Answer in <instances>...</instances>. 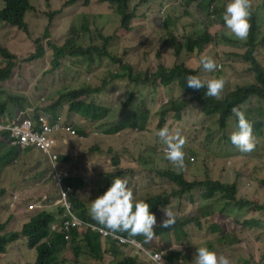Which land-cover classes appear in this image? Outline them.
<instances>
[{
    "label": "trees",
    "instance_id": "trees-1",
    "mask_svg": "<svg viewBox=\"0 0 264 264\" xmlns=\"http://www.w3.org/2000/svg\"><path fill=\"white\" fill-rule=\"evenodd\" d=\"M33 0H0V23H5L11 27H15L18 30L27 33L26 14L29 11L36 10ZM44 7L48 9L47 12H43L47 16L46 27L54 34L53 24L57 16H61V36H69L68 38H62L63 43L57 45L54 41L49 40L47 42L48 53L51 55L50 63L53 69L58 68L60 62L65 59L75 58L76 61H72L71 64L84 61L85 68L92 69L94 60H102L104 58H110L113 62H117L118 59L113 58V55L108 50L107 46L110 45L114 38H118L116 43L121 44V41L127 36L123 35L134 29L132 24L136 17V10L139 6L146 4L149 0L131 1V0H97V4L100 5L103 12L109 11L111 16L114 17L115 27L111 29L114 21L111 19L103 20L98 14L93 16V21H87V16L82 14L81 11H85L91 8L89 0H42ZM206 1L208 7H212V13L217 15L216 3L218 0H201L203 3ZM228 0H225V5ZM251 2V17H250V30L246 40L243 42V52L237 55L243 63L246 64L248 69L253 73L255 83L247 84L234 88L233 90L224 89L220 96L208 97L205 96V89L194 90L186 85L185 77L189 74L196 75V70L188 68L183 63L175 64V66L166 72L162 67H158L157 71L153 74L152 80L159 82L163 86H170L172 83L176 84L179 90V96L171 100L168 104H165L160 108L158 112L157 129L164 127L166 118L177 120L180 122L181 116L185 114L197 115L200 117L197 121L189 124L185 127L189 131L204 132L206 139L210 137L211 128L204 124V120L216 119V123L220 129H224L227 125L229 118L235 117L232 112L233 107H238L243 111L253 124V137L255 142V148L249 153H241L236 148L234 153L242 155L239 159V163L247 161L245 167L238 168V178L230 185L229 182H221L219 179L207 178L202 180H188L185 175V168H190L194 165L196 153L187 155V141L184 145V167L179 169L175 167L164 157V165L157 166L154 163L153 156L147 155L141 156V153L146 150V137L143 134L145 123L148 122L146 113L140 112L137 108H128L126 111H122L119 121L112 123L108 128L105 123H101L103 117L107 115V108L99 106L95 103H85L81 98L92 94L99 93L102 90V86L95 89L90 86H71L70 89L58 95V101L53 105H44V107H35L30 115H23L21 119L29 118L34 124L40 123V117L46 116L50 122L59 120L56 116V110L60 106L59 102L64 101L68 105V110L77 114L83 120L88 119L97 123V128L101 130L103 134L110 135L120 133L127 129L128 131L136 130L134 132L135 140L138 142V149L136 151V157H127L122 160L118 158H107L101 155V150L97 146H93L89 153L84 152L83 155L71 156V153L64 152L60 149L61 143L67 145L68 140L71 142L77 141L86 135V130L83 126L77 124H71L64 118L63 125L71 126L74 131V135L59 134L57 135V143L54 147L55 153H57L56 167L57 172L62 176L61 184L64 187H69L68 200L72 206L71 211L65 217V208L61 206L58 199V193L41 192L42 195L36 197L34 206L36 210L29 216L27 220L22 219V226L18 233H11L7 236L0 234V255L6 252V245L13 241L16 242L19 239L25 238L27 241V247L30 250L35 251L34 264H64L59 260V255L63 249L72 251L75 262L73 264H175L174 255L176 249H168L165 254L159 251L158 248L150 250L146 247H157L162 244L164 240L171 242L172 240L181 241L182 239H188L190 235L194 233L193 229L196 225H200L201 220L207 221L206 241L204 243H197L199 247L207 246L209 249L215 251L218 256H221L222 250H226L227 246L242 244L240 241L244 238L240 231L234 230L229 226V222L240 224L239 208L235 205V195L238 187L236 185L257 183L264 188V64L262 61L256 59L255 53L261 51L264 48V0H250ZM201 3L200 6L203 4ZM38 4V2H37ZM40 10V9H39ZM41 12V11H40ZM80 15V16H79ZM78 17L83 21L82 25H78ZM80 21V20H79ZM101 21L110 23V31L105 33L103 24ZM215 22L214 20L210 21ZM222 25L223 20L220 21ZM164 25H168L167 21ZM45 30L43 38H36L34 40V51L30 53L25 59V62H32L43 58L46 54L44 49L43 40L48 35V30ZM52 36L53 35H48ZM209 35L204 34L196 38L195 40H187L185 46L188 52L193 53L194 50L201 51L205 45L209 44L211 40ZM51 37V38H52ZM50 38V37H49ZM88 39L85 44H81L79 41ZM95 41V43H94ZM175 54H178L179 47H175ZM0 57L4 63V67L0 68V81L8 79L11 75L14 67L15 58L7 52V50L0 48ZM80 65V64H79ZM123 76L128 78L129 84L139 85L144 84L143 77H139L133 72V69L125 64ZM202 67L200 68V70ZM199 72V71H198ZM220 67L214 72H208L210 76L214 78H221L219 76ZM148 73L144 77H147ZM119 78L116 72L112 73L110 81L114 82ZM104 79H102L101 83ZM100 83V84H101ZM130 101H125L124 108L129 107L134 103L133 94H129ZM257 101L256 110L251 113L253 119L249 116L243 106L247 103ZM0 109H4V105L0 104ZM212 120V125H213ZM167 126V125H166ZM169 128V127H168ZM202 128H205L202 129ZM171 132V128H169ZM234 130V129H233ZM232 130V131H233ZM185 136V132L182 133ZM195 134V133H194ZM231 134V133H230ZM229 135L226 137L229 138ZM0 136L4 134L0 133ZM152 140H155L153 135ZM1 141V139H0ZM64 141H67L65 143ZM189 142H196L194 139H190ZM217 145V142H215ZM2 149V148H1ZM261 149V154H258V150ZM0 152V161L11 158L13 161H17L20 164L21 170H25L22 166L25 161L19 159L14 155L15 149H2ZM165 155V154H164ZM248 157V158H246ZM255 158V159H254ZM133 160L136 163L143 166V169L147 167L148 171L143 172L141 178L143 180L158 178L165 182L169 189H161L158 183H155V187L158 192L153 197L144 199L150 205V211L159 215L161 209L170 204L171 199L182 200L193 191L199 192V199L206 202L207 210H196L194 213H186L177 215L176 222L171 228H161L159 223L162 217L156 218L157 225H154L155 236L151 241L145 243L142 235L136 237H129L127 233L119 234L122 238H105L98 233L88 232L83 229L69 228L68 230L62 229L61 223L69 219L70 222L78 224L83 222H89L96 224L89 216V207L92 200L102 195L110 186L112 179L116 177L126 176L122 173V165L128 160ZM254 159V160H253ZM30 166L36 168L38 163L35 161L30 162ZM48 173L51 175V165H47ZM45 172V171H44ZM44 172L40 173L43 175ZM137 174L129 175V187L131 183L136 179ZM93 185V191L89 196V206H86L80 197L86 193L89 185ZM242 190V187H239ZM133 190V189H132ZM134 196L137 198L134 190ZM246 193V191H244ZM1 196V195H0ZM57 198L56 202H52V197ZM231 199L232 201H228ZM21 191H16L11 194L8 201V206L13 207L14 204L21 202ZM190 203H194L193 198H188ZM172 202V201H171ZM222 203V206H219ZM30 207H33L29 202ZM254 208L252 211H264V204L256 205L250 203ZM179 206V205H178ZM16 216V215H15ZM13 216V219L14 217ZM223 216V219H220ZM15 220V219H14ZM243 226L256 229H264V214H257L254 217L245 220ZM242 226V225H241ZM102 227V226H100ZM244 228V227H243ZM4 229V224L0 223V232ZM251 231L248 228H244ZM254 238L257 242L260 240L261 247L264 248V239L261 235H255ZM105 239L107 241H103ZM135 241V242H133ZM191 241V239H188ZM138 242L142 243L143 248L139 247ZM247 247V258L249 257L250 248L253 246L251 238L247 242H243ZM196 249L193 253H195ZM162 253V260L156 253ZM223 256V255H222ZM264 257V253L262 255ZM230 264H261L258 261L249 259H242L237 263H233L226 254ZM256 260V259H254Z\"/></svg>",
    "mask_w": 264,
    "mask_h": 264
},
{
    "label": "rangeland",
    "instance_id": "rangeland-1",
    "mask_svg": "<svg viewBox=\"0 0 264 264\" xmlns=\"http://www.w3.org/2000/svg\"><path fill=\"white\" fill-rule=\"evenodd\" d=\"M32 3L35 4L37 11H29L26 14L27 33L0 24V48L7 50L15 58L10 77L0 81V104L4 105V109H0V115L2 117L9 115L13 121L20 120L23 115H30L37 106L44 107L46 104H55L59 99L57 98L58 95L70 89L71 86L83 85L95 89L102 86L99 93L83 96L81 99L86 104L95 103L107 108V115L102 118L101 123H105L108 128L112 123L119 121L122 109L126 111L128 108L133 107L142 113H146L148 122L140 131H143L146 137L147 148L141 153V156H153L155 165L162 166L164 165L165 146L155 135L158 127L156 126L157 116L160 108L176 99L180 92L175 83L166 87L152 80V76L158 67H162L166 72H169L175 64L183 63L188 68L196 70V75L202 79L214 78L204 72L203 69L200 70L199 58L201 54H204L211 56L220 67L219 76L224 79L226 89L233 90L239 86L255 83L253 73L237 56L243 52V42L235 38L220 22L225 0H218L216 3V16L211 12L212 7L206 5V1L202 3L201 0H149L146 4L137 8L136 17L132 22L134 29L128 33L121 32L124 33L123 35H127L121 41V44L116 43L118 38H114L107 46L113 58L118 59V61L113 62L110 58L94 60L90 70L85 68L83 60L71 64L72 61H76L75 58L62 60L56 69L51 67V55L48 53L47 42L52 40L59 45L63 43L62 38H68L69 36H61L62 30L59 27L61 16L56 17L53 24L54 34L51 33L46 27L47 16L43 12H47L48 9L44 7L43 1L33 0ZM89 3H91V8L81 11L82 14L87 16V21L91 20L92 22L93 16L98 14L103 20L108 18L113 20L114 23L111 27L113 29L116 23L111 13L109 11L103 12L99 7L100 5L97 4V0H89ZM201 3L202 6H200ZM211 20L215 22L211 23ZM165 21L168 23L166 26L164 25ZM77 22L80 26L83 21L78 17ZM101 23L105 33H108L110 23L104 21H101ZM46 29L48 35L51 34L53 37L47 35V38L43 40L44 49L47 51L45 56L36 61L25 62L24 59L34 51V40L43 38ZM203 34L205 36L209 35L208 38L211 42L205 45L201 51L188 52L185 46L187 40H195ZM87 40L86 38L77 42H81L83 45ZM175 47H179L178 54H175ZM255 55L256 59L264 64V48L257 51ZM125 64L133 69L138 78L143 77L144 84L141 83L137 86L129 84L128 78L123 76V71H126L124 69ZM2 67H4V63L0 57V68ZM114 72L119 78L111 82L110 78ZM146 73H148V76L144 77ZM102 79L104 80L101 83ZM130 93L133 94L135 102L124 108L125 101L131 100L129 98ZM258 104L257 101H253L243 106L252 119L251 113L256 110ZM59 105L56 110L57 117L64 118L72 125L83 126L86 130V135L79 140L74 142L68 140L67 145L61 143V150L69 152L72 157H75L83 155L84 152L90 151L93 146H97L101 150L100 154L107 158L122 160L130 156L136 157L139 146L138 142H134L135 135L133 133L137 132L136 130L130 132L125 129L120 133L106 135L97 128V123L88 119L83 120L77 114L70 112L66 102L60 101ZM41 118L48 117L42 116ZM198 119L200 117L197 115L184 113L180 122L169 117L165 121L167 127L171 128L172 131L180 129L182 133L185 132L187 155L193 152L196 153L194 165L185 168L186 178L191 181L213 178L219 179L221 182H229L231 185L238 178V168L245 167L247 163L246 160L239 163V159L245 156L234 153L235 146L226 137L235 128L236 117L229 118L224 129L218 127L215 118H212L213 125L212 120H204V124L212 129L208 139H206L203 131L193 132L185 128ZM60 123L63 124V120ZM202 129L205 130V128ZM153 135L155 136L154 141L152 140ZM190 139H194L196 142L191 143L189 142ZM64 142L67 143V141ZM215 142H217V145H215ZM258 154H261V149L258 150ZM14 155L25 161L22 165L24 171L21 170L20 164L11 160L10 157L0 161V223L4 224V229L0 234L4 236H7L6 233H18L22 226V219L27 220L33 213L29 212L31 211L29 209L26 210L25 205L27 202L33 201L36 197L42 195L41 192L58 193L59 190L56 178L47 172L48 161L42 153L18 150ZM31 161L37 162L38 166L36 168L30 166ZM122 167L121 171L126 174L128 179L129 175L137 174L134 182L130 184L137 199L144 200L158 195L156 194L158 189L155 187V183H158L161 189H169L168 185L158 178H154L153 181L149 178L143 180L141 176L143 172L148 171V168L143 169L142 165L131 159ZM42 172L44 174L40 175ZM236 186L238 189L235 195L237 201L235 205L239 208L240 224L229 222L228 225L233 227L234 230L240 231L244 238L240 241L242 244L227 246L226 250H222L221 253L225 257L227 254L233 263H237L242 259H249L264 264V257H262L264 248L261 247L260 240L257 242L252 238L258 234L264 239V229L250 228L242 224L245 220L257 214H264L263 210L252 211L254 206L250 204H264V188L257 183ZM239 187H242V190ZM20 188H22L21 202L14 204L13 207L8 206L11 194L20 191ZM92 191L93 185L90 184L87 192L80 197V200L86 206H89V196ZM188 198H193L195 202L190 203ZM56 201L57 198L53 196L52 202ZM171 201L165 207L171 210L175 216L188 212L194 213L199 209L207 210V204L199 199L198 191H193L182 200L171 199ZM228 201L231 202L232 200L228 199ZM219 206H222V203H219ZM162 209L156 218L163 217ZM15 215H20L22 219L14 220L13 216ZM220 219L222 220L223 216H220ZM207 226V221L201 220L200 225L194 227V233L188 237V239H191L188 242V239L172 240L171 242L164 240L157 247H146L140 242L138 244L140 248H143L142 246L150 250L158 248L163 254L168 249H176L175 264H194L195 253L193 252L199 247L197 243L206 241ZM250 238L253 246L250 248L249 257L256 260L246 257L248 251L243 242H247ZM66 248L61 251L59 260L63 261L64 264H73L75 262L74 255L68 247ZM7 253L10 254L11 258H4L1 254L0 264L33 263L36 256L34 250L27 248L24 239H19L17 242L10 244L4 254ZM156 253L162 260V253Z\"/></svg>",
    "mask_w": 264,
    "mask_h": 264
},
{
    "label": "clouds",
    "instance_id": "clouds-1",
    "mask_svg": "<svg viewBox=\"0 0 264 264\" xmlns=\"http://www.w3.org/2000/svg\"><path fill=\"white\" fill-rule=\"evenodd\" d=\"M250 17V0H228L222 14L224 26L234 35L235 38L241 41L246 40L248 37L251 27ZM0 24L7 25L5 23ZM11 28L18 30L15 27ZM21 32L23 33V31ZM199 65L206 73L214 72L219 67L211 56L204 54L200 55ZM185 79L188 87L194 90L205 89L204 94L208 97L218 98L225 85L224 79L219 77L202 79L198 75L189 74ZM232 112L236 117V124L234 130L229 136V140L239 152L249 153L255 148L253 124L238 107H233ZM155 135L165 146V158L175 167L183 169L185 157L183 148L186 143V138L181 130L177 129L173 133L165 125L164 127L157 129ZM31 205L33 207L30 208L29 204H26V210L28 211L29 209L31 210L29 212H34L36 208L34 204ZM34 208L35 210H33ZM162 212L163 217L160 220L159 227L171 228L176 222L174 213L167 207L163 208ZM89 216L96 222V224L102 226V231H104L105 234H111L114 238H122L119 236L121 233H127L129 237L142 235L145 243H147L155 236L153 229L154 225H157L156 215L150 211V205L148 202L137 199L134 196L133 190L129 187V181L126 176H118L112 179L107 190L91 201ZM93 227H95L94 224ZM6 234L9 235L8 233ZM22 239L26 241L25 238ZM12 243L13 241L8 243L6 248ZM3 257L11 258L8 253L3 254ZM16 264L21 263L19 262ZM194 264H230V262L225 256H218L215 251L209 249L207 246H202L196 248Z\"/></svg>",
    "mask_w": 264,
    "mask_h": 264
},
{
    "label": "built area",
    "instance_id": "built-area-1",
    "mask_svg": "<svg viewBox=\"0 0 264 264\" xmlns=\"http://www.w3.org/2000/svg\"><path fill=\"white\" fill-rule=\"evenodd\" d=\"M40 121V123L34 124L29 118H24L17 123H0V133L7 135L11 145L20 148L35 147L40 152L46 154L51 162L55 164L57 154L52 152V148L56 144V135L69 134L73 136L74 131L71 129V126L61 124L60 119L50 122L42 118ZM54 178H56L59 185L58 198L61 202V206L65 208L64 215L66 217L72 209L68 201L70 188L64 187V185L61 184L62 176L60 174L55 172ZM61 226L64 230H68L69 228H77V230L84 229L86 231L98 233L105 238L115 239L111 234H105L101 227H93V224L89 222H83L76 227L75 223L66 219L61 223Z\"/></svg>",
    "mask_w": 264,
    "mask_h": 264
},
{
    "label": "crops",
    "instance_id": "crops-1",
    "mask_svg": "<svg viewBox=\"0 0 264 264\" xmlns=\"http://www.w3.org/2000/svg\"><path fill=\"white\" fill-rule=\"evenodd\" d=\"M42 119V118H41ZM44 120H47V121H49L47 118H43ZM59 119H60V121H62V119L59 117ZM22 120V119H21ZM19 120H16V121H13L12 119H11V117L9 116V115H6V117H2L1 115H0V123H8V124H12V123H17ZM41 122V121H40ZM56 137H57V135H56ZM0 139H1V141H0V152H3V150L2 149H15V152H14V154L18 151V150H20V151H22V152H30V151H38V152H40L39 150H37L35 147H25V148H20V147H18V146H13V145H11L10 144V141H9V139H8V137H7V135H5L4 134V136H0ZM56 143H57V138H56ZM56 145V144H55ZM55 145H54V147H55ZM54 147L52 148V152L53 153H55V149H54ZM2 148V149H1ZM40 153H42V152H40ZM43 155H44V157L47 159V161H48V163L51 165V175L54 177V174H55V172L56 173H58L57 172V167H56V162H55V164H53L52 162H51V160L49 159V157L46 155V154H44V153H42ZM57 154V153H56ZM9 158V157H8ZM7 158V159H8ZM59 174V173H58ZM22 190V188H20V191ZM58 197H59V191H58ZM59 199V198H58ZM60 201V200H59ZM69 201V200H68ZM29 203L30 204H34L35 203V200H33V201H29ZM61 203V202H60ZM70 203V202H69ZM14 219L15 220H17V219H22V217L20 216V215H16L15 217H14ZM95 225V224H94ZM95 226H97V225H95ZM97 227H100V226H97ZM84 230V229H83Z\"/></svg>",
    "mask_w": 264,
    "mask_h": 264
}]
</instances>
